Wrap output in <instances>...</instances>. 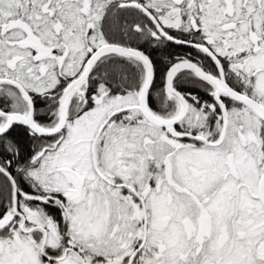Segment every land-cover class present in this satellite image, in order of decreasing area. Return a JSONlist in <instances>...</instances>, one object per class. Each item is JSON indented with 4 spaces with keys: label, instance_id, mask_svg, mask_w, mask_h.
<instances>
[{
    "label": "snow or ice",
    "instance_id": "obj_1",
    "mask_svg": "<svg viewBox=\"0 0 264 264\" xmlns=\"http://www.w3.org/2000/svg\"><path fill=\"white\" fill-rule=\"evenodd\" d=\"M0 264H264V0H0Z\"/></svg>",
    "mask_w": 264,
    "mask_h": 264
}]
</instances>
